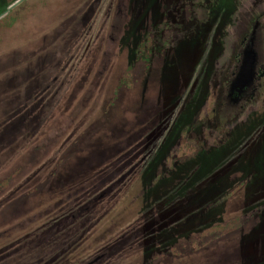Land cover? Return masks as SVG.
<instances>
[{"label": "rangeland", "instance_id": "rangeland-1", "mask_svg": "<svg viewBox=\"0 0 264 264\" xmlns=\"http://www.w3.org/2000/svg\"><path fill=\"white\" fill-rule=\"evenodd\" d=\"M257 19L264 56V0H25L2 15L0 262L242 264L264 231V183L243 177L264 170V77L237 104L218 96ZM219 201V225L189 240ZM68 225L105 247L63 253ZM158 233L168 249L150 246Z\"/></svg>", "mask_w": 264, "mask_h": 264}, {"label": "trees", "instance_id": "trees-1", "mask_svg": "<svg viewBox=\"0 0 264 264\" xmlns=\"http://www.w3.org/2000/svg\"><path fill=\"white\" fill-rule=\"evenodd\" d=\"M24 1L25 0H10L9 3H7L8 0H0V19H1L2 15L4 16L7 13H10L14 7L18 6L20 3L24 2ZM0 142H1V140H0ZM255 149H256V147H253V153L255 152ZM254 155H256V154L254 153ZM250 167H249V170L247 171V175L245 174L243 177L246 179V182H248L247 183L248 189L253 188V187H255L257 189L260 184L264 183V173H263L264 170L262 171V174L259 175L260 174L259 170H252V168L250 169ZM258 178H259V180H258ZM243 181H245V180H243ZM17 191H18V189H17ZM18 192L23 193V190L21 189ZM8 199H9V196L7 194L4 195L2 203L6 202ZM81 200L82 199L78 198V201H81ZM2 203H0V207H1ZM219 203H220V201L217 202V204L215 206H213L214 210H212L213 212L211 213V215L214 218L211 219L210 223H203L202 225L199 224V228L196 229L195 232H193V233H192V231L190 234H189V232H186V235L188 236L189 240H193L190 238L194 233H199L202 229H204L206 227L219 225L218 221L221 218L222 213H223V205L222 204L219 205ZM261 203H264V198L261 199L259 202H257V205L255 207H257ZM253 213H255V211H253ZM258 227H262V225H260ZM65 231H66V236L71 238L70 243L68 245L64 246V248H63V253H65V254L72 253V256H73V254H76L78 256H86L91 252H96L97 250L105 247L104 245H102V246L99 245L98 248H96L97 243L99 241H101L102 238L99 241L96 240L97 238H93L92 236L90 237V235H86L85 238H82V237L77 238V236H78L77 232L78 231H75V229H73V228H69V225L67 226V228H65ZM258 234L259 235L257 237H255V235H256L255 234L254 238H251L250 240L246 241V244L240 245V252L237 256V259H239V261L242 264H264V257L260 258V257L264 256V254H256V255L253 253L250 254L251 251L256 246L262 247L261 251L264 252V231H261V233H258ZM166 236H167V234H165V233H158L155 236V238L151 241L150 246H152V248L154 250H156V249H160V250L168 249L169 247H167V246L170 243H169V240L167 238H165ZM17 240H20V237H18ZM2 241H3V239L1 238L0 243ZM6 249H7V246L5 245V247H2L0 249V253H2V254L6 253ZM17 253H18V251L15 253V255L13 257L14 260L17 259V255H18ZM29 253L30 254H36V250L30 249ZM0 258L2 259L1 255H0ZM22 261H24V260H20L17 263H21ZM64 261H65V259H64Z\"/></svg>", "mask_w": 264, "mask_h": 264}, {"label": "flooded vegetation", "instance_id": "flooded-vegetation-1", "mask_svg": "<svg viewBox=\"0 0 264 264\" xmlns=\"http://www.w3.org/2000/svg\"><path fill=\"white\" fill-rule=\"evenodd\" d=\"M257 21L243 35L238 45L235 47V52L229 66V73L223 80L222 87L218 96L219 105L237 104L243 97L253 95L254 92L261 86V80L264 77V56L261 54L258 39ZM252 59V63L248 64V60ZM224 95L225 102L222 100ZM215 116L220 114L214 108ZM218 114V116H219Z\"/></svg>", "mask_w": 264, "mask_h": 264}, {"label": "water", "instance_id": "water-1", "mask_svg": "<svg viewBox=\"0 0 264 264\" xmlns=\"http://www.w3.org/2000/svg\"><path fill=\"white\" fill-rule=\"evenodd\" d=\"M252 62H253L252 59H249L247 65H250ZM95 261H96V260H95Z\"/></svg>", "mask_w": 264, "mask_h": 264}]
</instances>
